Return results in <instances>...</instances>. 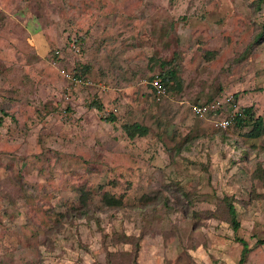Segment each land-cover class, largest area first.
<instances>
[{
	"label": "rangeland",
	"instance_id": "rangeland-1",
	"mask_svg": "<svg viewBox=\"0 0 264 264\" xmlns=\"http://www.w3.org/2000/svg\"><path fill=\"white\" fill-rule=\"evenodd\" d=\"M213 100L264 123V0H0V264H264V130Z\"/></svg>",
	"mask_w": 264,
	"mask_h": 264
},
{
	"label": "trees",
	"instance_id": "trees-1",
	"mask_svg": "<svg viewBox=\"0 0 264 264\" xmlns=\"http://www.w3.org/2000/svg\"><path fill=\"white\" fill-rule=\"evenodd\" d=\"M165 64H167V63H165ZM173 72H174V70L169 69L165 72L166 74H162V79H163V82L165 85H167V83L171 79L176 82V79L174 78L175 76H174ZM74 75L77 78L84 77L79 72L74 73ZM75 84H77V83H75ZM176 85H177V83H176ZM99 103L94 101L90 104V106L101 108V105ZM0 111L2 112L3 109L0 108ZM107 118H110L112 120L115 119L114 114H112V113L109 114L107 116ZM251 119H254V123L251 125L250 131L247 133V135L251 138H258L263 133L264 123H263V119L260 115L254 116L252 105L243 106V108L238 109V114L236 115V124L235 125H237L239 127L245 126L246 124H249L248 121H250ZM125 131L129 135L130 138H134L135 135H137V134L139 136H144L148 132V130L145 126H142L138 123H132V124L127 125ZM103 198L110 205L119 203L116 200H113L111 198V196L108 194L103 195ZM227 213H228V220L231 223L232 228L236 232L238 230V228L240 227V223H239V220L237 219L236 208H235L234 204H232V202H230V201L227 202ZM236 237H237L236 239L238 240V242L242 245L240 258H239V261L237 262V264H245L247 259H248V255H249L250 251L252 250V247L249 245V243L244 238L239 237V236H236ZM260 243H264V239H258L254 246H258ZM135 248H136L135 251L137 252L138 247H135ZM132 262H134V261H132Z\"/></svg>",
	"mask_w": 264,
	"mask_h": 264
},
{
	"label": "built area",
	"instance_id": "built-area-1",
	"mask_svg": "<svg viewBox=\"0 0 264 264\" xmlns=\"http://www.w3.org/2000/svg\"><path fill=\"white\" fill-rule=\"evenodd\" d=\"M71 80L78 84L79 83L85 84V81L75 76H72ZM150 83L153 85L155 94L158 98L165 95L166 88H165L163 81L161 80V77H159L158 74H155L153 76ZM217 109H219L221 113L218 115H215V112ZM223 109H224V106L222 105V101L220 100H213L211 102L198 103L192 106V110L194 114L200 117H203L210 112L214 113L213 116H217V117L211 120L212 125L215 128L224 130L232 126V124H236V115L238 114V108L231 109V113H229L230 110L225 108V110L227 111L226 114H223Z\"/></svg>",
	"mask_w": 264,
	"mask_h": 264
},
{
	"label": "clouds",
	"instance_id": "clouds-1",
	"mask_svg": "<svg viewBox=\"0 0 264 264\" xmlns=\"http://www.w3.org/2000/svg\"><path fill=\"white\" fill-rule=\"evenodd\" d=\"M154 75H155V74H154ZM154 75H153V76H154ZM158 75H159V77H161V80L163 81V79H162V75H161L160 73H159ZM153 76L151 77L150 81L152 80ZM163 83H164V82H163ZM77 84H78V83H77ZM150 84H151V83H150ZM151 85H152V84H151ZM164 85H165V84H164ZM152 86H153V85H152ZM165 88H166L165 92L167 93V87H166V85H165ZM153 89H154V87H153ZM154 92H155V91H154ZM166 93H165V95H166ZM165 95H164V96H165ZM164 96H161V97H164ZM210 102H211V101H210ZM197 104H198V103H197ZM194 105H195V104H194ZM234 125H235V124H234ZM224 130H225V129H224Z\"/></svg>",
	"mask_w": 264,
	"mask_h": 264
}]
</instances>
